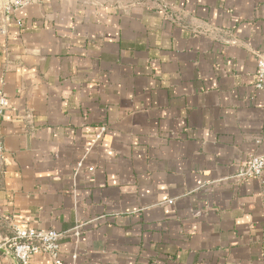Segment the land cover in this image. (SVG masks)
I'll return each instance as SVG.
<instances>
[{
  "label": "crops",
  "instance_id": "crops-1",
  "mask_svg": "<svg viewBox=\"0 0 264 264\" xmlns=\"http://www.w3.org/2000/svg\"><path fill=\"white\" fill-rule=\"evenodd\" d=\"M261 58L264 0L0 7V245L25 227L64 234L62 264H264V174L238 177L264 155Z\"/></svg>",
  "mask_w": 264,
  "mask_h": 264
},
{
  "label": "built area",
  "instance_id": "built-area-1",
  "mask_svg": "<svg viewBox=\"0 0 264 264\" xmlns=\"http://www.w3.org/2000/svg\"><path fill=\"white\" fill-rule=\"evenodd\" d=\"M54 2L60 0H52ZM32 4V0H0V7L6 18H9L13 12L27 8ZM21 26V24H20ZM258 90L264 89V58L257 62L256 83ZM10 100L3 88H0V120L9 108ZM104 131V130H102ZM101 138V134L97 136ZM4 147L0 140V155L3 154ZM264 174V155L253 156L243 166L238 177L242 179H259ZM81 225L73 229L75 237L80 236ZM12 236L6 241L4 246L9 250L19 264H30L36 256H48L53 264H62L61 258V240L64 234L53 230H35L25 227H15Z\"/></svg>",
  "mask_w": 264,
  "mask_h": 264
},
{
  "label": "water",
  "instance_id": "water-1",
  "mask_svg": "<svg viewBox=\"0 0 264 264\" xmlns=\"http://www.w3.org/2000/svg\"><path fill=\"white\" fill-rule=\"evenodd\" d=\"M0 251H1L2 253H4L5 255H7L8 257H10V258L13 260L14 264H19V262H18V260L15 258V256H14L11 252L7 251L6 249L1 248V245H0Z\"/></svg>",
  "mask_w": 264,
  "mask_h": 264
}]
</instances>
